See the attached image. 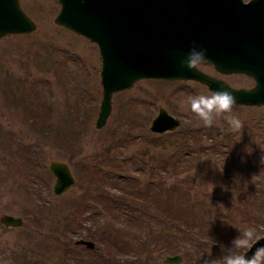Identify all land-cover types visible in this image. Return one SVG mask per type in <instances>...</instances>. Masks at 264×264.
<instances>
[{"label":"rangeland","instance_id":"rangeland-1","mask_svg":"<svg viewBox=\"0 0 264 264\" xmlns=\"http://www.w3.org/2000/svg\"><path fill=\"white\" fill-rule=\"evenodd\" d=\"M19 3L36 28L0 40V217L20 216L23 225L7 231L0 223V264H129L138 258L144 264H165L164 257L174 254L183 257L174 264H194L197 258L202 264L203 259L222 258L220 244H200L202 253L195 250L188 259L183 252L164 251L158 235L163 242L181 226L149 205L138 209L148 215L140 222L141 230L136 228L139 224L121 220L124 225H119L120 219L97 214L100 210L92 211L94 206L87 210V200L82 215L79 201L88 192L97 193L89 188L90 176L101 159L108 163L102 172L110 169L115 177L119 173L126 178L124 183L132 179L137 190L155 185L162 198L181 209L191 206L200 213L213 206L218 213L231 211L235 223L244 213L241 223L250 221L248 225L264 235V226L258 225L260 220L264 223V214L259 218L250 212L264 207V106L234 105L233 114L243 123L241 131H229L223 117L204 127L190 111L189 99L211 94L205 85L140 80L112 96L111 112L97 129L102 88L96 45L54 22L60 8L56 0ZM199 69L235 88L254 84L245 75H221L207 62ZM159 106L179 118L181 125L173 131L152 132ZM187 129L194 135L189 139ZM51 161L65 162L74 177V184L60 195L52 189ZM160 165L167 172L157 169ZM190 213L182 215L186 222L198 217ZM93 214L98 220L94 227L88 219ZM67 223L68 229L57 239L56 231ZM109 224L128 243L122 253L111 254L95 241ZM79 238L93 241L94 247L75 245ZM64 253L70 257L65 259Z\"/></svg>","mask_w":264,"mask_h":264},{"label":"water","instance_id":"water-1","mask_svg":"<svg viewBox=\"0 0 264 264\" xmlns=\"http://www.w3.org/2000/svg\"><path fill=\"white\" fill-rule=\"evenodd\" d=\"M60 8L54 22L96 43L100 56L102 87L97 129L103 127L113 94L130 89L144 79L193 80L211 92L228 90L235 105L264 106V0H57ZM34 21L18 0H0V39L34 31ZM207 49V62L223 75L240 74L253 79L250 88H235L225 80L200 69L180 68L179 61L192 42ZM181 125L161 106L152 119L154 133L173 131ZM52 186L60 195L74 184L65 162L51 161ZM5 227H19L20 217L3 215ZM264 236V235H262ZM76 244L92 249L91 240ZM264 246L261 239L248 251ZM182 261L178 254L164 257L165 264Z\"/></svg>","mask_w":264,"mask_h":264},{"label":"trees","instance_id":"trees-1","mask_svg":"<svg viewBox=\"0 0 264 264\" xmlns=\"http://www.w3.org/2000/svg\"><path fill=\"white\" fill-rule=\"evenodd\" d=\"M76 114L79 118V113ZM80 118H82V116H80ZM193 136L194 135L192 134V131L187 129L185 138L189 139ZM73 142L77 143L75 142V139ZM103 159H106V157L104 156ZM176 162H179V160L175 161L174 163ZM174 163L172 164L174 165ZM102 165H108L107 161H102L101 159L96 164L97 168L95 166L96 171L90 176L91 184L89 188L93 187V189H95L98 194L94 191L85 194V197H83V199L79 201L80 203L77 209L79 208L82 212V215H84L86 212V204L84 203L87 200L86 203L89 204V208L87 210H90L94 206L92 211L100 210L97 211V214H100L102 216L107 215V218L113 220L120 219L119 225H124L122 224L121 220L135 223V226L139 224V226H137L136 228L138 230H141L140 222H143V220L146 221L148 219V215L140 214L138 210L139 206L149 205L151 207H154L156 212L161 213L165 217V219L173 221L176 226H181L180 228H176V231L171 232V237L165 238L163 242H161L162 239L160 238V234L158 235L159 240H157V242L161 244L164 251H169L171 253L183 252L185 258L188 259L193 255L195 250H199V252L202 253L203 247H200V244H220L221 246L218 247L223 249V251L226 253L227 248L231 246L232 240L240 235V232L249 227L248 224L250 223V221L241 223V219L244 213L239 216L238 221L235 223L232 221L231 216L229 215L231 214L232 216H234L231 211L227 214H224L221 209V212L218 213L219 209H216L213 206L209 211H207V209L200 213H194V208L191 206L181 209V206L174 204L172 200H168L164 197L162 198L160 192L158 191V188H156L155 185L149 187V189L143 188L141 190H137L136 185L132 183V179H128L131 182L124 183L126 182V178L124 179L119 173L118 176L115 177L114 173L110 169H104L102 172ZM109 166L117 168V165ZM157 169H162L164 172H167L164 165H160V167L158 166ZM160 186H162V184ZM99 191H101L102 193H99ZM151 192L153 193V195ZM222 199L223 203L228 202L227 200H224L226 199L225 197H223ZM77 209L75 210L78 212ZM250 212L251 214H254V216H258L260 218V215L264 214V207L260 205L258 208H255ZM189 213L192 214V216L198 214V217H193L192 220L186 222L182 218V215ZM76 215L77 214L74 215V218L76 217ZM88 219L90 221V225L93 227L96 223H98L95 214H93ZM75 223L77 222L75 221ZM258 223L259 227L262 228L264 226L262 220H260V222ZM77 225L80 226V221L77 223ZM131 225L132 224L129 223L127 224V226H125L130 228ZM110 228L112 230L114 229L111 234ZM65 229H68V223L66 224L65 228L61 227L56 231L59 235L57 239L61 236V233H63ZM117 230V227H113L112 224H109V230L99 233L98 237L95 239L96 243L99 246H104L107 252H110L114 255L124 252L125 247L128 246V243L126 241H122L118 238L120 235H117ZM173 237L175 238L176 243H174ZM61 241L68 244V241L65 239H62ZM145 246L146 244H142L143 248H145ZM64 256L65 259L69 258L68 254L66 253H64ZM60 262H62V260H60ZM199 262L200 258H197L194 264H199ZM129 264L144 263H142L141 259L138 258L133 262H130Z\"/></svg>","mask_w":264,"mask_h":264},{"label":"clouds","instance_id":"clouds-1","mask_svg":"<svg viewBox=\"0 0 264 264\" xmlns=\"http://www.w3.org/2000/svg\"><path fill=\"white\" fill-rule=\"evenodd\" d=\"M248 0H245L247 3ZM207 49L193 41L188 53L179 61L180 68L198 70L207 62ZM236 98L228 90L214 91L209 95H194L189 99L190 111L202 122L204 127H212L216 118L223 117L229 131L238 132L243 128L242 121L233 114ZM264 239L255 227L249 226L240 232L231 242V247L220 260L203 259L202 264H264V246L256 248L253 254L246 256L241 249L250 250L254 244ZM209 257L211 252L208 253Z\"/></svg>","mask_w":264,"mask_h":264},{"label":"flooded vegetation","instance_id":"flooded-vegetation-1","mask_svg":"<svg viewBox=\"0 0 264 264\" xmlns=\"http://www.w3.org/2000/svg\"><path fill=\"white\" fill-rule=\"evenodd\" d=\"M9 215H11V214H9ZM17 217H20V216H17ZM1 218V217H0ZM21 219H22V217H20ZM2 226H3V228L4 229H6L7 231H10V230H12L13 228H15V227H5L3 224H1Z\"/></svg>","mask_w":264,"mask_h":264}]
</instances>
